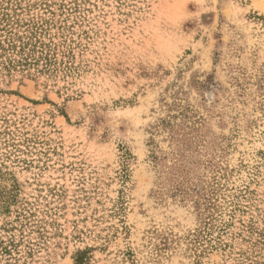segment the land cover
<instances>
[{"label":"rangeland","instance_id":"374dc122","mask_svg":"<svg viewBox=\"0 0 264 264\" xmlns=\"http://www.w3.org/2000/svg\"><path fill=\"white\" fill-rule=\"evenodd\" d=\"M8 32L58 70L0 59V264H264V0H0Z\"/></svg>","mask_w":264,"mask_h":264},{"label":"trees","instance_id":"16d2710c","mask_svg":"<svg viewBox=\"0 0 264 264\" xmlns=\"http://www.w3.org/2000/svg\"><path fill=\"white\" fill-rule=\"evenodd\" d=\"M7 34L4 40H0V59H4V62L1 63L4 70L8 72L14 71L16 68L29 70L31 67H37L41 62H43L41 70L36 69L38 74H47L58 70V57L53 45L44 44L36 38L33 40L32 36L23 42L12 32ZM61 54L64 57V52ZM80 256L81 253H78L75 264H81L82 257Z\"/></svg>","mask_w":264,"mask_h":264}]
</instances>
